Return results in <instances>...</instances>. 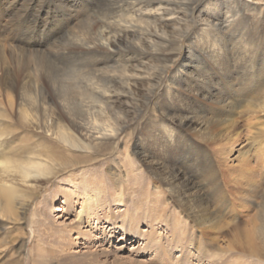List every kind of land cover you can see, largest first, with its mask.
<instances>
[{
  "label": "bare ground",
  "instance_id": "obj_1",
  "mask_svg": "<svg viewBox=\"0 0 264 264\" xmlns=\"http://www.w3.org/2000/svg\"><path fill=\"white\" fill-rule=\"evenodd\" d=\"M53 1L39 0L37 6L20 7L18 1L0 0V21L19 6L13 12L19 21L15 26H28L21 31L12 25L8 34L6 27L0 29V36L4 35V43L0 42V89L3 95H20L12 125L0 128V142L25 131L32 134L26 138L23 135L21 142L26 145L11 149L9 155L13 158H0V219L20 225L42 185H51L69 169L84 170V176L70 180L65 189L63 185L53 186L61 199V206L51 210L53 218L64 217L66 221L67 208L80 205L75 224L58 228L60 234L50 250L52 257L64 264L58 254L70 240L63 232L75 234L77 243L81 239L89 242L96 222L93 211L104 208V190L96 183L101 178L92 179L96 174L89 167L103 160L99 152L111 151L132 125L156 122L146 129L150 142L140 141L128 161L131 171L140 165L141 170L152 173L147 178L155 180L156 191L140 193L138 183H143L144 173L129 172L139 203L131 208L132 214H124L121 219L123 239L138 236L144 248L152 250L156 260L161 261L153 258L155 264H167L172 261L171 255L161 249L155 224L175 221V250L185 241L188 230L208 229L218 236L227 223L230 206L216 188L219 168L223 166L231 173L242 195L257 189L255 175L250 182L247 179L250 159L244 146H234L241 137L238 117L263 116L262 123L256 120L249 128L255 129L260 138L264 136V44L250 48L234 27L247 20L259 25L264 21V8L251 5L252 0H93L75 15L97 7L98 17L82 23L48 49L49 42L58 39L76 19L70 13L72 5L60 3L70 17L56 33L51 32L43 16L49 15ZM40 20L44 21L42 25ZM193 24L196 30L201 29L200 35H191ZM183 39L189 45L195 43L202 57L191 49L189 60L168 75L179 56L176 46ZM191 59L195 63H189ZM64 60L72 63L66 67L71 70L58 67ZM163 85L164 100L155 105L165 118L161 120L167 123L166 128L158 126V117L155 121L139 120L154 92ZM205 103L211 106L205 107ZM38 136L45 137L43 147L34 146ZM201 141L216 149L214 155L196 147ZM237 170L241 173L236 175ZM204 173L209 177L196 181L195 176ZM120 184L112 192L127 193ZM260 214V219L253 216L225 245H218L219 238L211 237L213 243L208 242V246L216 247V253L201 248L202 242L197 246L199 240L192 237L187 241L195 250L192 257L200 264L204 260L200 251L204 250V261L229 264L219 261L218 252H236L264 264V208ZM114 223L107 220V228L112 229ZM140 223L146 225L142 236ZM183 257V253L178 256Z\"/></svg>",
  "mask_w": 264,
  "mask_h": 264
},
{
  "label": "rangeland",
  "instance_id": "obj_2",
  "mask_svg": "<svg viewBox=\"0 0 264 264\" xmlns=\"http://www.w3.org/2000/svg\"><path fill=\"white\" fill-rule=\"evenodd\" d=\"M15 1H18L17 4H20V7L24 6L25 4H32V7H34L35 5H39V0H35L32 3H30L31 0ZM92 1L93 0L53 1V4L50 7L51 11L49 15L43 16V18L47 17L46 20H44L48 23V26L51 27V32L56 33L60 26L64 25L63 22L69 16V14L64 13L65 11H63L59 7L60 3L65 2L68 5L71 4L72 6L70 8V13H73L72 18L76 19L73 21L71 20L72 23H70L67 29L58 36V39L53 38L49 42V45L47 47L48 49H51L54 45L58 44L61 39L67 36L68 32L72 33L76 31L78 29V26L82 23L88 21V23H90L92 20L98 17V14H96L97 7L92 8V11L89 10L87 14L82 15L80 13L78 15H75L80 10L85 9L84 5H91ZM251 5L261 6L264 8V0H252ZM19 6H17L15 10L19 8ZM35 9H37V7L34 8L33 11H35ZM72 9L75 10L73 11ZM13 12H11V14L7 15V17L0 21V29L3 30L2 28L6 27V31L8 30L7 32H5L6 34L10 33L14 27L17 30L21 31H23V29L26 30L28 27H23L22 25L15 26L16 23H18L19 21H17V16ZM43 22V20H40L41 25ZM88 23H86L85 26H87ZM11 26L13 28H11ZM234 29H236L237 31H241V33L244 35L243 37L245 39L246 44L250 48L255 49L258 43L264 44L263 20L259 23V25L254 24L253 20H247L244 25H237L234 27ZM201 32V29L196 30V26L193 24L191 28V35L194 36L197 33L198 35H200ZM3 39L4 35H1L0 42ZM198 41L199 39H197L196 42ZM2 43L4 42L2 41ZM176 48L179 49V56H176V61L172 68L168 70V75H170L176 67H179L180 65L186 63L189 60L188 52L191 49H193L192 53L194 55H196L197 57H202L199 52L200 49L195 46V43L193 45L187 44V39L181 40L176 46ZM60 63L61 65H58L60 69H70L66 67L72 64L65 60L61 61ZM189 63H195V61L191 59ZM192 73L194 74L195 70L193 71L192 69ZM164 87L165 86L163 85L154 92V95L151 99V103L148 104L145 110L141 113L139 120L147 118L155 121L158 117V126L162 128H166V126H168L167 123L164 124V121L161 120L164 117L161 116V113L157 111L155 105V103L162 102L164 100L162 96L164 92ZM6 94L8 93L6 92ZM19 96L20 95H18V92H10L8 96L3 95L0 89L1 129H3V125L4 127L6 125H12L13 122L11 123V121L12 119H14L13 112L14 109L17 107ZM203 105L205 107L211 106L210 104L206 103ZM262 119L263 116L261 117L259 114L238 117V120L240 122L239 126L241 130V137L238 143H236V145L234 146V148L240 147L238 146L239 143H242V145L244 146L246 154L250 159V165L248 166V168H246L248 173V175L246 174L247 179L250 182L251 177L255 175V183L256 181L258 182L256 183L257 189H255L253 193L246 194V196L242 195L240 190L236 188L237 184H235L234 182V177L230 175L231 173L227 172V170L224 169L223 166L219 168L217 178L218 187L216 188L217 191L223 192L222 194H224L227 197V200L230 202L229 212L227 213L228 215H226V217H228L226 225L223 227L218 236L212 235L210 230L208 229L199 232H196L195 230L185 231V241L180 243V245L177 246V249L175 250L174 246L176 245L173 244V239L176 236V233H174L175 229L173 226L175 224V221L159 225L155 224L156 232L160 235V242L162 244L161 249H164L168 254L171 255V258L169 260L172 261L167 264H199V262H197V260L192 257V253L195 252V250L192 248V246L187 243V241L189 242L192 237L199 240L197 242V246L200 242H202L200 243V247L202 248L203 246L204 250L206 248H209L210 252L212 251L211 253L213 254L217 252V249L216 247H214V249H211V247L208 246V242L213 243L211 237H218V245H225L231 241V238L235 234V232L239 230V228H241L242 226H245V223L253 216L255 218L259 217L258 219H260V211H262L264 208V136L261 137V139L257 135L256 130L253 128H249V126H253L254 123H256V120L262 123ZM149 124L155 125L156 122H151ZM149 124H142L140 126L132 125L129 129H127L128 134L126 133L127 135L125 137H123V135V138H119V140L111 149V151L99 152L104 156L103 160H100L89 167L91 169H94L93 171L96 174L94 175V177H91L92 179H95L96 177L101 178V180L97 181L96 183H99L101 190H104V192L101 193L104 208H101L100 212L93 211V213L95 214L96 222L93 224L94 230H92V237L89 240L87 239L89 242L81 239L79 243H77V240L75 241L74 239L76 237L75 234H68L67 232H63V234L66 235L67 239L70 240L69 243H64V250L58 254L59 259L63 261L64 264H155L153 262V258L154 261L157 259L154 255L155 253L152 250L145 249L144 244H142V240L140 242L136 239V237L138 236L133 237L134 239L125 240L123 239V237L125 238L123 230H120L121 219L124 217V214H132L134 210L131 212V208L134 206V204L139 203L138 199L136 198V186L132 185L134 179L133 177H130L129 172L136 173L139 171L140 174L144 173L142 174L143 183H138L140 193H144L147 189L150 190L151 193H154L156 191L155 180H148L149 177H152L151 172L144 171V169L141 170L142 168L140 169V165H136L134 171H131L128 165V161L132 160L133 151L135 150V148L138 147L139 142H150L146 138V129L149 127ZM23 135L25 136L24 138H26L28 136H31L32 134H30V132L28 131L26 133L25 131L23 133L16 134L13 139H10V137L7 140L4 139L7 142H0V158L9 155V152L12 151L11 149L16 148L17 146L22 147L26 145L24 142H21ZM248 137H250L249 140H247ZM38 138L39 139L34 142V146H41L46 144L42 141L45 138L44 136H38ZM193 138L195 139L196 137L192 136L191 139ZM196 147H200V149L209 152L210 155H214L213 153L216 152V149L214 147L212 149V145L207 144L204 141L197 143ZM261 153L263 154V158L261 157V159L256 160L261 156ZM8 157L13 158L12 155H9ZM134 162L138 161L136 160ZM190 165L193 166L195 164L191 163ZM228 165H230V163H228ZM85 170L87 171L88 167H86ZM83 171L84 170L80 171L78 167L74 169H69L63 175H59L58 177L53 179L51 185H42V188L37 192L35 198H33V201H31L30 203L29 209H27L25 213V219L23 220L24 222H22L20 225L17 226L7 221H2L0 219V264H59L57 258L52 257L50 250L56 243L57 237L60 234V229L58 228L65 226V224H75L74 219L76 214L79 212L80 205L74 204L67 208L66 212L64 213V215H67L65 217L68 218V220L66 221L64 220V217L63 219L53 218V215L51 214L52 208L55 206H61V199L59 198V195H55L56 188L53 186L63 185V188L65 189L67 187L66 185H68V182L70 180L79 177V175L84 176V173H82ZM239 173L241 172L237 170L236 175ZM88 176L89 175L87 174V177ZM208 177V173L202 174V177L201 174H198V177L197 175L195 176V178H197L196 181L198 182ZM61 180H63L64 182L62 183ZM113 182L115 184H113ZM147 182L150 183V185H147ZM75 183L78 184V180ZM120 183L124 185L123 188H126L125 192H127L128 194H121L122 192H119L118 194V191L116 193L112 192L115 191V188L121 186ZM233 184H235V186H232ZM247 196H250V200H247ZM215 198L219 199L218 195ZM171 207L172 205H170V208ZM174 210H176L175 207ZM174 210L173 212H175ZM62 214L63 213H56L54 215ZM107 220L112 221V223L115 222L112 225L113 228L115 227V230H113V228L110 230L109 228H107ZM145 230L146 225L140 223L138 231L141 236L143 235V232ZM204 250L202 251V253L200 251V254L202 257H204V260H206V254L204 253ZM76 251L77 253H75ZM181 253H183L184 257L180 259L178 258V256L181 255ZM217 255L221 257L219 261H229V264H262L252 257H249L247 255L242 256L237 254L236 252L225 253L224 255L219 254L218 252ZM204 260L200 262V264H212L213 262H208ZM156 261L161 262L160 260Z\"/></svg>",
  "mask_w": 264,
  "mask_h": 264
}]
</instances>
